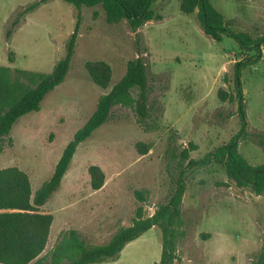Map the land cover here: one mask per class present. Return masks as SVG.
Masks as SVG:
<instances>
[{"label": "rangeland", "instance_id": "1", "mask_svg": "<svg viewBox=\"0 0 264 264\" xmlns=\"http://www.w3.org/2000/svg\"><path fill=\"white\" fill-rule=\"evenodd\" d=\"M34 1L0 0V65L52 72L80 23L67 77L45 96L39 110L19 118L2 142L0 168L25 170L33 195L52 176L100 95L125 74L128 61L143 55L151 66L149 128L138 123L134 108L117 105L112 117L79 144L61 185L41 207L54 215L45 254L69 228L93 243H105L120 226L132 223L139 205L146 215L153 214L172 187L170 145L180 152L194 142L198 149L191 158L199 159L227 143L241 122L238 102L221 101L219 89L235 92V64L253 52L243 50L232 37L224 35L219 41L207 35L198 10L183 12L181 0H157L154 6L161 19L149 20L137 31L125 19L108 23L101 4L77 9L65 0H49L7 36L17 12ZM211 1L225 18L236 20L237 30L254 37L264 33V0ZM88 60L111 65L108 88L93 81L85 67ZM242 83L249 129L264 132V53L260 61L243 68ZM132 92L138 97L137 88ZM138 142L150 147L147 154L140 153ZM239 150L252 164L264 162L263 148L250 140H240ZM92 164L100 165L106 175L99 190L91 186ZM185 180L186 233L178 239L175 264H250L263 243L264 194L223 184L229 182L226 169L214 162L189 166ZM144 188L149 190L147 201L140 202L134 191ZM162 243V231L154 226L127 244L119 259L94 264H154L161 259Z\"/></svg>", "mask_w": 264, "mask_h": 264}, {"label": "trees", "instance_id": "2", "mask_svg": "<svg viewBox=\"0 0 264 264\" xmlns=\"http://www.w3.org/2000/svg\"><path fill=\"white\" fill-rule=\"evenodd\" d=\"M47 1L49 0L34 1L17 12L7 36L12 35L26 15ZM65 1L77 9L101 4L108 23H119L125 19L134 31L147 21L162 17L154 6L157 0ZM180 9L185 13L198 10L201 26L212 38L220 41L224 35L232 37L243 50L253 52L252 56L241 59L235 64V92L219 89L221 101L238 102L237 113L241 122L239 131L227 143L199 159L191 158V152L198 149V145L194 142H190L189 146L184 147L180 152L170 145L167 154L173 158L168 165L169 169L170 167L175 169V173L170 172L172 187L168 199L161 202L153 214L146 215L145 207L139 205L132 223L120 226L105 243H93L78 229L69 228L63 231L53 247L43 254L49 241L54 215L42 211L41 207L61 185L79 144L112 117L113 108L117 105L134 108L138 123L146 129L149 128L151 66L143 55L130 59L125 74L108 92L100 95L95 111L76 131L66 145L52 176L34 195L30 176L25 170L18 166L0 168V264H94L113 261L120 257L129 242L139 238L154 226L161 229L163 242L161 259L154 264H175L178 257V239L184 237L186 233L182 202L186 191L185 173L189 166L203 167L212 162L221 164L229 177V182L223 184L230 185L231 182L238 187H248L257 195L264 194V162L252 164L239 150L240 140H250L264 150V132L249 129L242 83L243 68L262 59L264 33L254 37L249 31L237 30L236 20L225 18L211 0H181ZM97 15L98 12L95 10L94 16ZM79 23L78 20L67 42L65 56L57 62L52 72H35L0 65V152L3 150L2 142L10 135L19 118L31 111L39 110L45 96L67 77L78 40ZM139 52L143 53L142 50ZM9 55L10 60L13 61L12 54ZM85 67L97 85L104 89L109 87L113 70L108 62L88 60ZM134 88L139 90L138 97L132 92ZM137 148L142 155L150 150L144 142H138ZM89 173L92 188L101 189L106 180L102 167L92 164ZM134 193L138 201L145 202L149 190L135 189ZM205 236L207 238L209 234ZM250 264H264V238L261 249L253 255Z\"/></svg>", "mask_w": 264, "mask_h": 264}, {"label": "crops", "instance_id": "3", "mask_svg": "<svg viewBox=\"0 0 264 264\" xmlns=\"http://www.w3.org/2000/svg\"><path fill=\"white\" fill-rule=\"evenodd\" d=\"M140 237H141V236H140ZM137 239H138V238H137ZM135 240H136V239H135ZM133 241H134V240H133ZM131 242H132V241H131ZM131 242H129V243H131ZM129 243H128V244H129ZM126 246H127V245H126ZM126 246H125V247H126ZM125 247H124V248H125ZM123 250H124V249H123ZM123 250H122V251H123ZM120 257H121V255H120ZM120 257H119V258H120ZM119 258H118V259H119Z\"/></svg>", "mask_w": 264, "mask_h": 264}]
</instances>
